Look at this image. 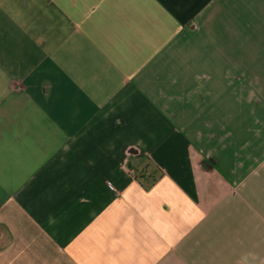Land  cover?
Wrapping results in <instances>:
<instances>
[{
    "label": "crops",
    "instance_id": "0c3cea01",
    "mask_svg": "<svg viewBox=\"0 0 264 264\" xmlns=\"http://www.w3.org/2000/svg\"><path fill=\"white\" fill-rule=\"evenodd\" d=\"M0 264H264V0H0Z\"/></svg>",
    "mask_w": 264,
    "mask_h": 264
}]
</instances>
